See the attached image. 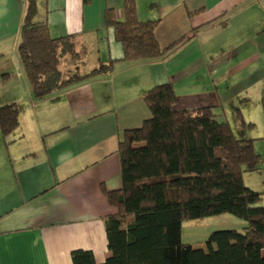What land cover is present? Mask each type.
Instances as JSON below:
<instances>
[{
  "label": "crops",
  "instance_id": "1",
  "mask_svg": "<svg viewBox=\"0 0 264 264\" xmlns=\"http://www.w3.org/2000/svg\"><path fill=\"white\" fill-rule=\"evenodd\" d=\"M134 1L140 21L157 22L161 48L190 40L167 60L116 61L108 75L35 101L14 54L4 66L17 50L25 0H0V106L19 108L10 143L0 136V264H72L78 250L96 263L110 257L104 220L117 211L102 189L121 186L118 142L149 118L143 94L153 86L172 84L177 110L208 107L233 124L238 111L252 124H234L244 131L238 138L254 148L264 141V0ZM106 9L122 18V0H43L36 19L53 38L71 36L97 65L121 58ZM262 170L244 173V185L263 192Z\"/></svg>",
  "mask_w": 264,
  "mask_h": 264
},
{
  "label": "trees",
  "instance_id": "2",
  "mask_svg": "<svg viewBox=\"0 0 264 264\" xmlns=\"http://www.w3.org/2000/svg\"><path fill=\"white\" fill-rule=\"evenodd\" d=\"M43 0H25L18 31L17 53L35 101L96 76L108 75L116 61L167 60L190 39L183 36L166 48L155 38V21H140L134 0H122V19L104 11V26L113 32L121 58L99 62L86 74L60 73L62 58L76 64L85 56L71 36L53 38L44 21L36 19ZM7 75H3L5 78ZM149 118L127 129L118 142L121 186L102 189L116 213L105 218L111 255L96 263L92 252L74 251L72 264H264V191L247 188L244 173L259 169L264 157L234 135L230 123L218 121L208 107L177 110L172 84L153 86L143 94ZM264 111V94L260 98ZM235 125L246 124L238 111ZM19 127L16 103L0 106V136ZM229 214L243 220L242 232L216 231L196 248L181 240L184 222Z\"/></svg>",
  "mask_w": 264,
  "mask_h": 264
},
{
  "label": "rangeland",
  "instance_id": "3",
  "mask_svg": "<svg viewBox=\"0 0 264 264\" xmlns=\"http://www.w3.org/2000/svg\"><path fill=\"white\" fill-rule=\"evenodd\" d=\"M120 19H122V18H120ZM6 45L10 46L11 42H7ZM12 54L15 55V57L18 60L19 66H21L17 50L15 51V53H11V54L7 55V57H6V63L7 64H5L4 66L5 67L10 66L8 63H11V61H12V59H11ZM94 66H96V65L93 64V56L89 53L87 55V57H84L81 62H78L76 64L70 62L69 60H67L63 57L62 62L60 63V66H59V71L64 77L66 76L65 75L66 72L69 70L74 71V72L77 70L78 71L77 73H79L80 75H83V74H86L87 72H89ZM8 69H10V68H8ZM2 76L3 75L1 73L0 74V83H3L6 79V77L3 78ZM217 119H218V121L219 120L220 121L226 120V118L223 116H218ZM229 123L234 128V131H235L234 135L237 138L240 137V135L244 133L243 130L235 129V126L231 121ZM257 127L261 130L264 129V123L259 122L257 124ZM247 128H249V127H247ZM245 130H247V129H245ZM247 132H249V131L247 130ZM258 137L261 138L262 136H258ZM254 143L256 144L254 150L258 154H260V150L264 149V141L260 139V140H256ZM1 161H2V154L0 153V164H1ZM260 167L264 168V161L260 165ZM262 172L264 173V170H262ZM255 174H257V173H255ZM246 183H248L247 179H246ZM245 227H246V223L243 220H241L237 217H234L232 215H229V214H221L218 216L207 217V218H202V219H198V220L184 222L182 224V227H181V240L183 243L192 244L196 248H205V241L207 240L208 236L211 233L216 232V231H224V230H235L237 232H242ZM263 255H264V252H263Z\"/></svg>",
  "mask_w": 264,
  "mask_h": 264
}]
</instances>
